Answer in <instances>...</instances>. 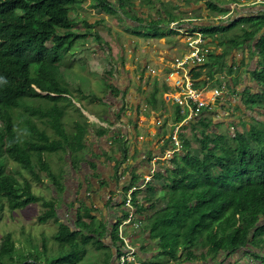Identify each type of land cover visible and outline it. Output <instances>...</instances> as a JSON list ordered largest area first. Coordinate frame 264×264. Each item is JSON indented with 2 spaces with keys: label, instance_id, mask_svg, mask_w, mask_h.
I'll use <instances>...</instances> for the list:
<instances>
[{
  "label": "trees",
  "instance_id": "obj_1",
  "mask_svg": "<svg viewBox=\"0 0 264 264\" xmlns=\"http://www.w3.org/2000/svg\"><path fill=\"white\" fill-rule=\"evenodd\" d=\"M78 1L0 0V224L6 205L13 211L38 202L46 209L39 217L40 223L58 221L55 202H43L41 197L33 194L31 181L25 179L22 184L4 161L8 159L29 170L39 181H42L41 172H46L54 183L58 179L51 172L46 157L59 150L66 151L63 142L68 140L63 130L65 112L56 103L67 93L55 71L59 68L61 55L69 53L79 39L87 37L73 31L76 23L71 14ZM93 1L97 3L93 7L114 13L108 0ZM116 1L119 5H128L133 0ZM210 9L220 12V8L212 3ZM252 21L253 30L239 36L235 46L253 39L264 28V17L258 22L257 19ZM85 26L92 27L88 21ZM149 26L155 29L158 23L155 21ZM218 30L217 27L210 28L209 34L214 35ZM227 30L231 28L222 32ZM257 48L264 61V37ZM207 67L210 69L208 62L192 70L197 86L215 78L211 71L206 80H201ZM256 76L264 85V71ZM29 99L47 100L52 107L45 109L26 104ZM246 102L258 105L264 111V90L246 98ZM14 110L25 112L20 114L18 123L13 116ZM177 113V122L181 123L185 116L180 115V111ZM35 119L54 130L61 141L51 140ZM197 124L201 126L200 130L192 127L195 129L193 137L200 145V155L193 154L192 144L184 140L182 151L172 159L174 167H167L155 175V180L165 181L163 191L167 204L152 215L143 232H148V241L159 242L165 259L148 264H187L208 261V258L215 264H224L226 261H221L222 257L241 253L249 256L245 264H264V121L258 125L250 124L245 134L235 130L229 136L218 132L214 123L205 119H200ZM135 183L132 181L131 186ZM152 183L147 185L149 191L158 188L155 182ZM54 186L62 189L60 179ZM147 202H150L149 197L144 199V205L137 206L139 215L146 211ZM84 209V213L78 214L74 227L58 223L59 230L54 238L62 246H72L68 253L45 263L34 259L30 253L23 261L15 256L16 243L11 235H7L0 247V264H76L84 253L81 246L87 247L94 242L99 250H109L104 243L107 233H110L111 247H115L120 256L123 241L119 237V227L123 219L108 229L105 224L97 226L92 211ZM85 218L92 224L86 223ZM42 247L47 249L45 242ZM111 259L112 254L108 252L105 264H111Z\"/></svg>",
  "mask_w": 264,
  "mask_h": 264
},
{
  "label": "crops",
  "instance_id": "obj_2",
  "mask_svg": "<svg viewBox=\"0 0 264 264\" xmlns=\"http://www.w3.org/2000/svg\"><path fill=\"white\" fill-rule=\"evenodd\" d=\"M108 1L113 6L116 0ZM144 1L147 4L143 3ZM164 1L167 0H162V3ZM171 1L175 5L174 14L183 16L180 19L169 20V22L188 21L185 23L188 30L201 32L205 36L203 47L207 51L206 61L200 65H190L188 69L192 74L193 69L208 62L210 69L209 67L204 68L201 80H206L207 73L211 71L215 78L207 79L200 86H197L195 80L196 87L207 89L206 98L208 100L211 99V91L220 86L223 81L228 83L232 91V95L214 102L211 112L217 115L216 118L222 117V125L226 124L225 121H230L232 126L236 122L249 128L250 124L255 125V123L264 121L261 112L263 110L258 105L252 106L246 102V98L259 95L264 90V85L256 79L257 73L264 71V61L257 48L259 40L264 37V28L259 30L253 39L235 46V40L239 36L253 30L252 20L257 19L258 22L260 17H264V0ZM210 3L220 8L221 12H213L210 9ZM95 4L97 3L93 0H88L85 5L86 10L93 9L95 16L93 19L82 17V0L75 4V11L72 13L76 12V20L81 17L85 19L83 26L79 25L78 21H73L78 28V31H73L76 34L87 35L92 42L88 44L86 52H83L85 50L79 51L80 47L77 42L72 49L80 52L77 54V59H90L93 68L89 69V72L95 73L100 80L97 90L93 93L90 88L84 90L78 82H75L72 88L66 80H61L56 74L58 82L67 93L56 102L64 110V117L71 119L73 116L70 113L72 108L68 99L72 98L80 108L84 105L87 108L84 114L71 119L74 128L77 129L76 135H71L68 138L69 141L66 139L63 142L64 146L65 144L70 145L71 150L66 148L64 152L59 150L53 153L62 161V164L57 167H60L58 172L60 170L62 189L54 186L57 179L55 183L51 182L55 188L51 190L58 196L53 195L54 200L47 201L55 202L58 214L56 223L69 224L71 222L73 225L76 223L78 214L84 213V208H86L92 211L91 214L97 224H105L109 229L119 219H123L122 223L126 221L125 213L129 214L125 207L126 196L130 191L138 189L133 192L135 209H138L137 206L144 205V199L150 198V202L145 204L146 211L143 215H139L136 210L143 225L140 229L127 225L123 237L135 246L138 263L163 262L165 257L161 254L159 242L157 240L148 241L149 234L144 233L143 229L152 215L167 204L163 191L165 181L153 179L147 184L145 181L152 174V170H155L156 175L165 171L167 167H174L172 159L176 155L170 159H165L164 155L166 151L173 148L172 137L175 126L182 123L177 122L179 117L177 112L180 111V115H183L186 110L175 102H166L164 95L176 92L173 83L167 82L166 78L169 73L177 70L176 58H182L190 53L188 38L171 28L168 29L169 23L163 20L169 16L165 12L158 13V8L161 6L156 8L151 6L154 0L132 1L133 9L138 11V17L135 19L126 17L123 20L120 16L137 34L135 37L122 27L123 21L120 22L119 11L112 15L102 8L93 7ZM235 4H238L237 7L234 6ZM132 6L127 7L128 11ZM111 16L114 18L110 19ZM242 19L244 22L240 21ZM112 20H116L117 25H114ZM85 21H88L92 27H86ZM155 21L158 23V28L163 25L162 28H165L167 36L156 38L155 34L158 31L149 26ZM216 27L219 30L214 35H210V28ZM229 27L231 30H227L226 33L222 32L223 29ZM106 28L108 32L112 31L110 28L113 30L116 28L113 37L109 36L108 39L105 36ZM137 28L147 29L149 32L151 30L153 37L140 39L138 36L140 32ZM95 30L98 33H95ZM171 31L177 34L171 35ZM119 33L122 36H119ZM106 35H108L107 32ZM234 93H238V96H233ZM154 95L156 99L153 98ZM76 99H79L78 102ZM44 102L41 107L45 109L52 107L47 100ZM205 111L203 116L211 113ZM198 122L199 120H196L191 125L184 122L179 135L182 142L187 140L192 144L193 154L196 149L193 147L198 144L193 139V130H195L193 127H198L200 130L201 126L197 124ZM40 124L46 126L43 123ZM53 134L54 137L48 134L51 140L61 141L57 133L53 132ZM154 159H158L157 163L153 162ZM132 181L136 182L133 186H131ZM152 182H155L158 188L149 191L147 185H152ZM41 198L43 202L46 201L43 197ZM44 210L46 212V209ZM89 220L84 219L91 225L92 221ZM119 237L121 239L120 231ZM104 239H108L107 242L104 240V243L110 247L109 250L104 249L105 256L108 252L111 253V264H117L120 256H118L117 249L111 247L110 233H107ZM143 246L145 249H142Z\"/></svg>",
  "mask_w": 264,
  "mask_h": 264
},
{
  "label": "rangeland",
  "instance_id": "obj_3",
  "mask_svg": "<svg viewBox=\"0 0 264 264\" xmlns=\"http://www.w3.org/2000/svg\"><path fill=\"white\" fill-rule=\"evenodd\" d=\"M138 1V0H133ZM83 5H81V15L82 17H86V19H93L94 13H93V9L91 8L89 11L85 9V5L88 2V0H82ZM146 3L147 2H143ZM132 6L131 3H129L128 5L123 4V5H119V3L117 1H114L113 7H114V13L116 14V11H119L118 15L119 17L122 16V19L124 20L126 17L127 18H137L138 17V11H136L135 9H133L134 5L132 6V8L130 9V11H128L127 7L128 6ZM154 8L161 6L158 8V13H162L165 12L166 14H168V18L163 20V21H167L170 26V22L169 20L172 19H180L183 15H175L174 14V2L173 1H164L162 3V0H154V4L151 5ZM121 9V10H120ZM122 12V13H121ZM221 12V10H220ZM223 12H225V10H223ZM112 14V15H113ZM96 15V12H95ZM109 15V14H108ZM97 16V15H96ZM80 18L79 20H76L77 18V14L72 13L71 14V19L72 21H78L79 25L83 26V21L85 18ZM91 17V18H90ZM114 16H111L110 19H113ZM116 18V17H115ZM121 19V17L119 18ZM121 19L120 22H122L123 20ZM114 25L116 24V20H112ZM164 24V23H163ZM117 25V24H116ZM98 26V25H97ZM166 26V24H165ZM110 27V26H109ZM122 27L124 29H127L128 31H130V34L133 35V37H135L137 34H135L133 32V29H131L128 25H127V21L122 23ZM163 27V25H162ZM155 28V31H158L155 35L156 38H160L162 36H167V32L165 31V28ZM102 29V27H100ZM150 28V27H149ZM170 27H168L169 29ZM107 29V28H106ZM112 31L108 32L107 29V34L105 32V36L109 39V36L113 37L114 33L116 31V28H114V30L112 28H110ZM73 30L78 31V28H76V26L73 28ZM103 30V29H102ZM137 30H139L140 33H138V36L140 39L145 40L146 38H150L153 37L152 36V31L150 30L147 31V29H143L140 28ZM95 33H98V31L95 30ZM99 34L101 35V33L99 32ZM176 32L171 31V35H176ZM119 36H122L121 33L118 34ZM93 37L95 38V34L93 35ZM106 38V39H107ZM121 38V37H120ZM92 41L90 38H81L77 41L80 49L79 51H83L86 52V48L88 46V44H90ZM76 43V44H77ZM51 43H49L48 45L50 46ZM189 47V44H188ZM80 52H78L76 49H72L69 53L67 54H62L61 55V61L59 63V68L55 71V73L59 76V78L63 81L66 80V82L72 86V88H74L75 86V82H78L79 85H81L84 90L90 88L92 90L93 93H95V90H97V86H98V82L100 80V78L95 74V73H90L89 69H92V63L90 61L89 58H87L88 60H81V59H77V54H79ZM65 67V68H64ZM55 74V75H56ZM219 86H217L216 88H218ZM69 92V91H68ZM77 102L79 99H76ZM72 108V112L71 115H73L71 117L74 118V116H80L81 114H84V110H86V105H84V107H78L77 103L74 102L71 99L67 100ZM26 104H30L36 107H41L42 104H44L45 102L43 100H38V99H29L26 100ZM172 102V101H171ZM82 104V102H80ZM76 112H75V111ZM71 111V110H69ZM74 112V113H73ZM262 112V115L264 117V112ZM25 113L24 111H19V110H14L13 116L16 118V122L18 123V118L20 117V114ZM29 113H26V115H28ZM69 115V114H68ZM216 114L211 112V113H207V116H203L201 115L199 118L195 119V120H200L205 119L207 122L210 123H217L219 125H215V127L217 128V130H219L220 133L222 134H227V136H229L230 134L232 135V133H234V131H238L242 134H245V130L246 127L243 125H239L238 123L234 122V125L232 126V122H228L225 121L224 123H226L225 125L221 124V118H216ZM235 116V115H234ZM71 119L68 117L66 119V117H64L63 119V123H64V133L66 134L67 138H70L71 135L75 136L76 135V128H74V124L71 121ZM224 119V118H223ZM236 119V117H235ZM35 122L37 123V125L39 126V128L46 130L48 132V134L52 135L53 137L55 136L53 134V132H55L54 130H52L50 127L41 125L39 122V120L35 119ZM16 123V124H17ZM192 123H190L189 125H191ZM227 124H229V126H227ZM259 123H255V125H258ZM18 125V124H17ZM237 125V126H235ZM226 126V127H225ZM209 131V130H208ZM181 130L178 132L180 135ZM56 133V132H55ZM180 138V137H179ZM194 139V137H193ZM69 140V139H68ZM193 142V140H191ZM73 143V142H72ZM70 145H66L65 147L68 148L69 150H71V147H69ZM195 149V154L196 155H200V145L199 143L197 144ZM63 154H61V158H63L62 156ZM47 157V161L49 163V165L51 166L52 170L51 172L54 173L55 177L60 179V170L58 172V165L62 164V161H60L59 157H57L55 154H48L46 155ZM5 163H7V166L9 168L10 171H13L15 173H13L18 180L21 181L22 184H24L25 179L31 181V185H32V193L39 196V197H43L45 200H54V196H58L55 192H53V190H55V188L51 185V178H49L46 172H41L39 173V175L42 177V181H39L37 179H34L31 175V172L27 169H23L20 165L18 164H14L13 162L9 161L8 159H6L4 161ZM65 166V165H64ZM155 173V172H154ZM154 176L155 174H151L150 176ZM57 179V180H58ZM155 179V176L152 177L151 180ZM61 181V179H60ZM53 189V190H51ZM54 195V196H53ZM45 208L43 207L41 202L38 203H34L32 205H29L23 209H17V210H13L11 211L7 205L4 207V218L0 224V237L2 238L0 240V247L2 244V241L5 239V237L7 235H11L13 237V240L15 241L17 248H16V252H15V256L20 260L24 261V258L26 255L28 254H32L34 257V259H38L41 262L45 263L48 259H52V258H56L59 256H62L63 254L68 253V251L71 249L72 246H62L61 244H59V242H57L54 238V236L56 235V233L59 230V225L58 223H56L55 221L52 220H48V222L46 223H40L39 222V217L43 214V212ZM70 218V217H68ZM71 219V218H70ZM70 221V220H69ZM91 221V220H89ZM69 225L74 227L75 223L72 225L71 222H69ZM98 226V224H97ZM106 242L108 239H104ZM80 241V238H79ZM46 243V250H43V243ZM81 248L84 250V253L81 256V259L79 260V262L76 264H105V251L104 250H99L97 248V244L92 242L91 244H89L87 247H83L81 246ZM224 256V255H223ZM38 257V258H36ZM210 259V260H209ZM137 262H138V258H136ZM226 261L224 264H239L240 262L242 264H245V262H247L249 260V256L244 255L243 253L241 254H235L233 256H231L230 258L228 257H222L221 261ZM195 263H200V264H215V262L211 259L208 258V261H202L199 260Z\"/></svg>",
  "mask_w": 264,
  "mask_h": 264
},
{
  "label": "built area",
  "instance_id": "obj_4",
  "mask_svg": "<svg viewBox=\"0 0 264 264\" xmlns=\"http://www.w3.org/2000/svg\"><path fill=\"white\" fill-rule=\"evenodd\" d=\"M243 1V0H240ZM238 4L234 6L237 7ZM188 21L171 22L170 28L177 31L178 33L185 35L188 38V44L190 53L182 58H176V71L171 72L167 75V82H172L173 87L176 89L175 93H167L164 95L166 102H175L180 105L187 115L185 123L190 122L199 118L204 109H213L212 104L219 99H223L232 95L228 83L223 81L218 88L211 91V99L206 98L207 89L196 87L195 81L192 77L191 71L188 69L190 65H200L206 61L207 51L204 49L203 44L205 43V36L201 32L188 30L185 23ZM233 96L237 97L238 93H234ZM211 103V104H210ZM183 124L175 126L174 134L172 137L173 148L166 151L164 158L170 159L176 153H179L183 149V142L179 138V131L182 129ZM158 159H154V163H157ZM155 170H152L154 174ZM153 175L147 177L145 184L151 181ZM138 190V189H134ZM130 191L125 200V207L129 214L125 222H123L119 229L122 245V254L119 257L117 264H140L137 262V250L133 244H131L126 237H123V232L127 225H132L135 229H140L143 225L141 219L138 218L136 209L134 206L133 192Z\"/></svg>",
  "mask_w": 264,
  "mask_h": 264
},
{
  "label": "bare ground",
  "instance_id": "obj_5",
  "mask_svg": "<svg viewBox=\"0 0 264 264\" xmlns=\"http://www.w3.org/2000/svg\"><path fill=\"white\" fill-rule=\"evenodd\" d=\"M210 104H211V103H210ZM206 109H207L208 112H211V111H212V110H209L208 108H206ZM206 109H204V110H206ZM204 110H203V111H204ZM202 113H203V112H202ZM183 115L185 116V119L182 121L181 124H183V123L185 122V120L187 119V115H188V114H183ZM191 121H192V120H191ZM174 130H175V129H174Z\"/></svg>",
  "mask_w": 264,
  "mask_h": 264
}]
</instances>
